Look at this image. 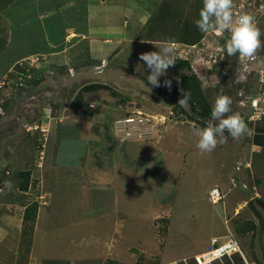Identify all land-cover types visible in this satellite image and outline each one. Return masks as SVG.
Masks as SVG:
<instances>
[{
	"label": "rangeland",
	"instance_id": "obj_1",
	"mask_svg": "<svg viewBox=\"0 0 264 264\" xmlns=\"http://www.w3.org/2000/svg\"><path fill=\"white\" fill-rule=\"evenodd\" d=\"M163 3L171 21L151 25ZM234 3L264 33V0ZM202 6V0L0 1V78L21 60L26 66L45 57L39 67L27 65L34 75L24 78L27 87L0 89V201L37 204L35 221L22 220L21 249L8 254L7 264L29 263L39 206L51 209L39 240L68 249L42 264H197L195 255L227 239L242 253L212 264H264V211L256 201H264V146L253 141L264 127V48L246 65L221 51L227 32L181 41L176 35L185 24L196 26ZM166 42L176 59L190 61L211 105L220 94L230 96L254 135L233 140L226 132L225 144L198 151L190 104L172 97L174 66L154 87L139 59ZM185 46L188 58L181 56ZM129 106L166 116L163 130L142 143L116 141L113 120ZM23 170L31 171L27 190L19 189ZM213 187L225 193L217 203L209 197ZM250 222L255 229L247 230Z\"/></svg>",
	"mask_w": 264,
	"mask_h": 264
},
{
	"label": "clouds",
	"instance_id": "obj_2",
	"mask_svg": "<svg viewBox=\"0 0 264 264\" xmlns=\"http://www.w3.org/2000/svg\"><path fill=\"white\" fill-rule=\"evenodd\" d=\"M203 6L196 20L197 28L203 32H214L218 36L229 33L226 45L221 51H226L228 56L238 54L242 63L255 59L264 42L256 17L252 13L243 12L236 15L234 0H202ZM139 59L145 62L149 75L148 82L154 87H160V77L167 75L169 67L176 62V49L171 42L164 43L158 51L143 52ZM172 81L165 79L163 85L171 87ZM183 98L181 105H187L190 93L181 89ZM232 98L225 94L218 95L211 109V118L200 127L193 123L191 131L198 138L196 147L201 154H210L218 145L225 144L227 132L233 140L241 136L251 137L254 129L248 127L244 117L239 112L232 110Z\"/></svg>",
	"mask_w": 264,
	"mask_h": 264
},
{
	"label": "built area",
	"instance_id": "obj_3",
	"mask_svg": "<svg viewBox=\"0 0 264 264\" xmlns=\"http://www.w3.org/2000/svg\"><path fill=\"white\" fill-rule=\"evenodd\" d=\"M262 8L264 9V6ZM234 12L236 15H239L245 11L238 8L234 9ZM214 34L217 35L216 33ZM188 48V46H185V48L182 49V57L185 58L186 55L188 58L190 52V49L188 51ZM31 60V63L26 64V66L23 62L24 60H21L19 64H17L18 70H14V66L10 73L1 77L0 89L12 85V83H17L18 86L27 87L24 82V78H27L29 81L34 78L33 73H31V70L27 65H30L31 67H39L40 63L44 62L45 57H32ZM257 108L261 109L262 107L259 106ZM124 109L126 112L124 114L117 115L112 123L114 137L119 143L128 141L142 143L149 134H158L163 130V126L166 122V116L161 114H145L141 110L133 108L132 106ZM209 197L214 203H217L225 197V193L219 187H213L209 191ZM235 252L242 253L240 245L235 239H227L217 243L214 241L211 249L207 252L195 255V261L197 264H212L213 261L221 260L225 256H229L231 258L232 254Z\"/></svg>",
	"mask_w": 264,
	"mask_h": 264
},
{
	"label": "trees",
	"instance_id": "obj_4",
	"mask_svg": "<svg viewBox=\"0 0 264 264\" xmlns=\"http://www.w3.org/2000/svg\"><path fill=\"white\" fill-rule=\"evenodd\" d=\"M2 3H6L11 0H0ZM164 7V8H163ZM163 8V9H162ZM160 12L156 11L148 21H150L151 25L154 23L157 24L159 20H169L171 21V12L167 3H163L161 6ZM162 18V19H161ZM153 29V28H151ZM183 42L187 43H197L201 37L202 33L197 28V26L185 24L184 27L178 32L176 35ZM174 74H175V86L172 91V97L174 100L180 101L183 98V93L181 89L186 92H189L190 99L188 103L190 104L192 110V118L197 121V124L200 127L205 126V122L211 118V109L212 105L208 101L207 95L203 88L202 82L199 77L192 71L191 63L187 59L177 58L174 64ZM117 94V93H115ZM264 127L259 129L258 132L254 135V143L256 145L264 146ZM31 176L30 170H23L19 173L20 182L19 189L27 190L29 186V179ZM259 206L264 211V201L262 199L256 200ZM249 207L252 212L259 218L261 223H263V216L259 208L252 202H249ZM31 212L32 216H29L28 213ZM37 213V204L27 206L25 210V221H35ZM256 225L253 222L249 223V227L247 230L255 229Z\"/></svg>",
	"mask_w": 264,
	"mask_h": 264
},
{
	"label": "crops",
	"instance_id": "obj_5",
	"mask_svg": "<svg viewBox=\"0 0 264 264\" xmlns=\"http://www.w3.org/2000/svg\"><path fill=\"white\" fill-rule=\"evenodd\" d=\"M87 5L88 6H86V14L88 18L91 19L93 4L90 3ZM104 160H107V157ZM105 179L106 178H104L102 181H104ZM4 195L5 194L1 193V196ZM11 201H12L11 199H7L5 205L1 204L4 203L5 201H0V264H7L6 260L8 258V254L16 253L18 250L21 249V245H22L21 243L22 235H20L19 227L21 225L22 220H24V213L26 206L23 208V206L20 207L21 205L20 204L19 207L16 208L13 207L15 205H13ZM49 212H51V209H49V207L46 208L44 206L38 207L37 230L30 246L31 253H30V261L28 264H42V261L44 259L52 258V257L53 258L60 257L62 256L61 253L64 254L68 250V249L64 250L62 248L61 243L60 245H55V243L51 241H46V239H42L44 242L39 240L40 225L45 219V216L47 217V214H49ZM50 237H52L51 239L53 241L54 240L53 236Z\"/></svg>",
	"mask_w": 264,
	"mask_h": 264
}]
</instances>
